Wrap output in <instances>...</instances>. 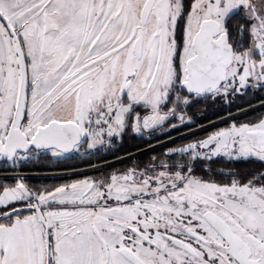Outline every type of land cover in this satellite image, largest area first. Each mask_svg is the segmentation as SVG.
I'll use <instances>...</instances> for the list:
<instances>
[{
    "label": "snow or ice",
    "instance_id": "obj_1",
    "mask_svg": "<svg viewBox=\"0 0 264 264\" xmlns=\"http://www.w3.org/2000/svg\"><path fill=\"white\" fill-rule=\"evenodd\" d=\"M0 264H264V0H0Z\"/></svg>",
    "mask_w": 264,
    "mask_h": 264
},
{
    "label": "trees",
    "instance_id": "obj_2",
    "mask_svg": "<svg viewBox=\"0 0 264 264\" xmlns=\"http://www.w3.org/2000/svg\"><path fill=\"white\" fill-rule=\"evenodd\" d=\"M250 102H251L252 104L255 105V104L258 103V99H257L255 96L249 95V96H248L247 98H245V99L237 100V101H236V105H239V106H241V107H247L248 104H249ZM219 110H220L219 108H217V109H215V110H213V109H209V110L204 114V116L211 117V119L216 120V116H215L213 113H214V111H219ZM232 111H233V112L236 111V106H235V105L233 106ZM254 114H256V113H252V115H254ZM204 116L201 117V122H203V123H207V119H205ZM221 126H224V125L221 124ZM210 130H211V129H210ZM129 139H131V138H129ZM126 140H128V139H126ZM130 144H131V142L126 141V142L124 143V146H123L122 148H120L119 153H120V154H126V153H128L129 151H132V150H133V149H132L133 147H131ZM69 163H70V164H74V165H76V166L79 167V168L87 165L83 160H73V161H70ZM241 166H242V165H241ZM33 167H34V169H36V170H40V171H41V170H52V169H57V168H59V169H64V168L66 167V165L51 164V165H49L47 168H35V166H33ZM25 170L30 171V169H27V168H26Z\"/></svg>",
    "mask_w": 264,
    "mask_h": 264
},
{
    "label": "flooded vegetation",
    "instance_id": "obj_3",
    "mask_svg": "<svg viewBox=\"0 0 264 264\" xmlns=\"http://www.w3.org/2000/svg\"><path fill=\"white\" fill-rule=\"evenodd\" d=\"M174 135H176L175 133H173ZM126 141H129V142H131V144H130V146L131 147H133L132 149V151L131 152H135L136 151V148L137 147H145L146 145H145V143H144V141L143 140H140V139H128V140H125L124 141V143L126 142ZM127 154V153H126ZM126 154H120V153H118V155H120V156H126ZM109 161H111V162H115V164H116V166L117 167H124V166H127V163H125V164H121L120 162H118V161H116L115 160V156L114 155H109ZM140 159L141 160H146L147 159V156H140ZM81 169H86L87 168V165L86 166H83V167H80ZM36 172H39V173H47V174H54V170H57L58 172H62L64 169H59V168H57V169H52V170H36V169H34ZM25 171H27V170H25ZM31 171V170H30ZM91 174V173H90ZM30 183H32V184H37V183H42V182H46V183H49L50 182V180H47V181H43V180H40V179H38L36 176H33L31 179H30V181H29Z\"/></svg>",
    "mask_w": 264,
    "mask_h": 264
},
{
    "label": "rangeland",
    "instance_id": "obj_4",
    "mask_svg": "<svg viewBox=\"0 0 264 264\" xmlns=\"http://www.w3.org/2000/svg\"><path fill=\"white\" fill-rule=\"evenodd\" d=\"M255 105H258V103L257 104H255ZM256 114H254L253 116H255ZM205 124H207V123H205ZM202 135L204 134V133H201ZM58 171L57 170H54V174L55 173H57ZM55 182H57V181H55V180H50V182L49 183H55Z\"/></svg>",
    "mask_w": 264,
    "mask_h": 264
}]
</instances>
